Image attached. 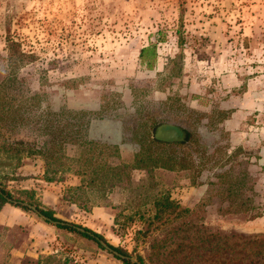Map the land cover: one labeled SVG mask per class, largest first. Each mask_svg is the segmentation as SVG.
Listing matches in <instances>:
<instances>
[{
  "label": "rangeland",
  "instance_id": "rangeland-1",
  "mask_svg": "<svg viewBox=\"0 0 264 264\" xmlns=\"http://www.w3.org/2000/svg\"><path fill=\"white\" fill-rule=\"evenodd\" d=\"M8 39L33 58L10 62ZM0 107V181L20 201L142 264H264V0H0ZM160 123L186 141L148 150ZM19 139L52 149L55 180L40 154L4 152ZM162 193L190 212L155 218ZM17 208L0 264H124Z\"/></svg>",
  "mask_w": 264,
  "mask_h": 264
},
{
  "label": "trees",
  "instance_id": "trees-1",
  "mask_svg": "<svg viewBox=\"0 0 264 264\" xmlns=\"http://www.w3.org/2000/svg\"><path fill=\"white\" fill-rule=\"evenodd\" d=\"M158 37L160 35V32L158 31L157 33ZM161 40L162 37H159ZM182 39L179 40V44L181 43ZM155 44L154 43H150L149 45L147 46H144L140 49V58H143L145 56V54H149L151 57H153V59H155L156 57V51H155ZM8 59L10 62L16 64L19 60H22L23 59H26V60H31L33 58V55H29L27 53H24L21 49H20V44L16 41H13L12 39H8ZM3 107L1 108L0 107V123L2 122H6V117L4 116L3 114ZM6 141V142H5ZM3 142V145H2V148L4 150V152L10 154V155H20V152H22L23 150H27L28 152H31V153H37V154H40L43 159L45 160V164H46V175L44 177V179L46 181H53L55 180L54 179V176H50L48 174V171H49V162L53 159V152H52V149L49 147V146H46L44 148H39V149H36L34 147H30V144L23 141L22 139H19V140H14V141H7L5 140ZM180 142H163V141H159V140H156L154 139V137H152L151 135H149L147 138H146V148L149 150V148H160V149H169L171 146L175 145V144H179ZM180 145V144H179ZM145 153V150L143 152L140 151V153H138V155H136V158H135V161L136 163H141L142 161L145 160V157L146 155H144ZM148 153V151L146 152ZM145 156V157H144ZM110 170L112 171H116L117 169V166H109L108 167ZM6 178L8 179H12L13 178V175L11 176H7ZM1 179V178H0ZM161 198V202H156L154 204V207H153V215L155 218H160L162 216L163 213L165 212H169V213H176L178 215H186L187 213L190 212V210L188 208H183V207H180L176 202H174L173 200H171L169 198L168 195H165L164 193L160 194ZM8 199H11V200H19L20 199L18 197H14V195L8 191L7 189L3 188L2 186V183L0 181V209L1 207L6 204V203H9V204H12V205H15V206H19V207H22L24 209H27V207L25 206H20L18 204H13L11 201H9ZM251 200V199H250ZM76 202V201H75ZM244 206V207H242ZM38 207V206H37ZM254 207L250 206L248 207V205L246 204V201H241V203L239 205L235 204L234 206L231 207V209H234V211L236 212H243V213H246L247 216L246 218H254L256 216H258L256 213L253 214L252 213V209ZM44 216L48 217L50 220H54V221H58L59 223L56 224L57 227L59 228H63V229H66L67 231L69 232H76L82 236H85L87 238H90V239H93L97 242L96 239H94L93 237H91L89 234H87L86 232H79L77 231L73 226H71L70 224H62L60 223L61 219L55 217V213L53 212L52 209H43V208H37ZM135 210V214H137L139 212V215L141 216L143 214V211L141 212L140 211V207L139 206H136L134 208ZM133 210V211H134ZM228 209L226 210H222L223 212L227 211ZM145 215L143 214V225H144V232L147 231L149 229V227L151 226V220L149 217H144ZM47 221V220H46ZM50 222V221H48ZM64 222V221H63ZM188 225V224H187ZM185 225V226H187ZM86 231H91L90 229H87L85 228ZM94 236L98 237L99 239H102L105 241V239L103 238L102 235H100L99 233H96V232H93L91 231ZM98 243V242H97ZM113 249L117 250L118 252L124 254V255H129V253L120 248V247H115L113 245H110ZM118 258V257H117ZM119 259V258H118ZM138 261H140L141 263H143V259L141 256H138ZM122 260V259H121ZM122 262L124 264H136V263H132L130 262L129 260H125L123 259Z\"/></svg>",
  "mask_w": 264,
  "mask_h": 264
},
{
  "label": "water",
  "instance_id": "water-1",
  "mask_svg": "<svg viewBox=\"0 0 264 264\" xmlns=\"http://www.w3.org/2000/svg\"><path fill=\"white\" fill-rule=\"evenodd\" d=\"M186 136H187L186 132L181 127L174 125L172 123H160V124H158L155 127L154 134H153L154 139L159 140V141H163V142H182ZM8 200L11 201L13 204H18L20 206H25L28 209H31L32 211H34L38 216H40L44 220L50 221L51 223H54V224L59 223L58 221L50 220L48 217L44 216L34 205H31L27 202H23V201H19V200H11V199H8ZM60 223L65 224V222H60ZM67 224H70V223H67ZM70 225L73 226L79 232H86L87 234H89L91 237L96 239L97 242L104 249H106L107 251H109L114 256L118 257L119 259H122V260L125 259V260H129L132 263L142 264L141 262L137 261L136 259H134L128 255H124V254L118 252L117 250L113 249L110 245L106 244L101 239L94 236L93 233L86 231L84 228L79 227V226L74 225V224H70Z\"/></svg>",
  "mask_w": 264,
  "mask_h": 264
},
{
  "label": "crops",
  "instance_id": "crops-1",
  "mask_svg": "<svg viewBox=\"0 0 264 264\" xmlns=\"http://www.w3.org/2000/svg\"><path fill=\"white\" fill-rule=\"evenodd\" d=\"M21 210L12 204L6 203L0 209V224L11 226L16 218L23 217ZM35 257V254H34Z\"/></svg>",
  "mask_w": 264,
  "mask_h": 264
},
{
  "label": "flooded vegetation",
  "instance_id": "flooded-vegetation-1",
  "mask_svg": "<svg viewBox=\"0 0 264 264\" xmlns=\"http://www.w3.org/2000/svg\"><path fill=\"white\" fill-rule=\"evenodd\" d=\"M188 133H187V131H186V135H187ZM186 139H187V137H185V139L183 140V141H186Z\"/></svg>",
  "mask_w": 264,
  "mask_h": 264
}]
</instances>
